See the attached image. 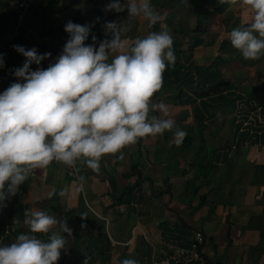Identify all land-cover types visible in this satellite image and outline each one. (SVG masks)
Masks as SVG:
<instances>
[{
    "label": "crops",
    "instance_id": "0c3cea01",
    "mask_svg": "<svg viewBox=\"0 0 264 264\" xmlns=\"http://www.w3.org/2000/svg\"><path fill=\"white\" fill-rule=\"evenodd\" d=\"M17 2L0 0V94L23 83L14 70L25 57L15 45L38 54L52 49L58 58L69 39V21L90 25L85 44L93 45L95 36L98 48L112 39L105 24L129 17L127 10L104 11L111 0H37L17 29ZM210 19L205 43L194 49L187 44L180 53L189 86L182 85V94L176 84L161 88L153 98L168 114L150 115L173 119L187 133L183 141L177 145L167 131L141 139L122 150V160L119 154L102 158L98 172L77 162L83 191L62 164L38 169L0 207V246L28 234L25 212L38 209L72 231L61 233L67 250H61L58 264H122L124 259L151 264L174 248H188L195 230L207 237L203 251L209 264H264V54L245 60L228 39L233 28L251 23L250 11L228 6ZM138 20L122 34L126 47L148 33L136 29ZM38 68L31 65L32 71ZM214 85L220 86L218 93L209 91ZM206 99L214 100V107L201 112L200 118L206 117L201 127L197 112ZM64 188L70 198L59 195ZM49 235L38 238L47 242Z\"/></svg>",
    "mask_w": 264,
    "mask_h": 264
},
{
    "label": "clouds",
    "instance_id": "9594fccd",
    "mask_svg": "<svg viewBox=\"0 0 264 264\" xmlns=\"http://www.w3.org/2000/svg\"><path fill=\"white\" fill-rule=\"evenodd\" d=\"M222 5L239 6L252 13L251 23L233 28L228 39L245 60H258L264 54V0H219ZM127 10L128 20L107 22L105 39L95 47L86 45L90 25L69 21V34L62 54L47 69L31 70L41 65L51 53L38 54L37 49L15 45L25 57L21 68L14 70L23 83H12L0 94V207L15 197L21 185L37 169L53 162L77 172V162L94 172L102 158L124 159L123 149L139 140L173 133L179 145L187 133L173 119H163L168 108L153 101L162 87L163 74L175 63L173 38L162 23L165 19L150 0H111L104 9L117 13ZM137 18L148 22V28L160 24L159 32H149L126 47L122 34L131 29ZM4 66L0 57V67ZM83 191L85 177H78ZM59 195L70 198V189ZM28 234H19L10 245L0 246V264H58L61 250H67L65 235H72L67 223L38 209L25 212ZM82 218H84L82 216ZM38 234L49 235L47 242ZM122 264H139L124 259Z\"/></svg>",
    "mask_w": 264,
    "mask_h": 264
},
{
    "label": "trees",
    "instance_id": "16d2710c",
    "mask_svg": "<svg viewBox=\"0 0 264 264\" xmlns=\"http://www.w3.org/2000/svg\"><path fill=\"white\" fill-rule=\"evenodd\" d=\"M213 1V2H212ZM151 0V4L154 7V9L159 12L161 15L165 16V19L167 21L171 20L174 18L175 13L172 11L174 9H182V8H188L190 14L195 17L196 20V26L194 29H184V28H179V33L175 31V35L172 36L173 38V50L175 53V63L173 65H169L165 73L163 74V81H162V87L164 88L165 91L169 90L170 87L174 84L178 85L181 93L184 91L183 89V84H186L189 86V74L188 73H181L182 68L184 67L180 53H182V49L185 45L190 44V49H194L196 47H199L200 45L205 43V38L208 28H209V23L211 21L210 16L211 14H222L224 11H226L227 7L229 5L225 4L222 5L219 3V0ZM210 5L212 8H210ZM161 30L160 24H156L153 28H151L146 36L149 34V32H159ZM176 30V29H175ZM145 36V37H146ZM182 36H190L191 42L186 43L183 39ZM144 37V38H145ZM212 42V41H211ZM210 42V43H211ZM214 42V41H213ZM224 44V43H223ZM45 53H51V56L49 58H46L45 60L42 61L40 66L44 69H47L50 64L55 63L57 58L53 55V50L52 49H42L39 54L43 55ZM36 65V64H35ZM228 86V85H227ZM220 90L219 85H214L209 88V91L218 93ZM203 94V93H202ZM209 95V94H208ZM214 100L211 99H206L205 101H201V104L199 106V110L197 112L198 114V119L199 122H203L201 124V127L204 125V120L205 118L201 117L202 116V111L203 110H208L211 107H214L213 104ZM213 106H212V105ZM235 104V101H231V105ZM230 107V106H228ZM209 117V116H208ZM203 125V126H202ZM80 261H77V263ZM80 264V263H79Z\"/></svg>",
    "mask_w": 264,
    "mask_h": 264
},
{
    "label": "built area",
    "instance_id": "2783aa9c",
    "mask_svg": "<svg viewBox=\"0 0 264 264\" xmlns=\"http://www.w3.org/2000/svg\"><path fill=\"white\" fill-rule=\"evenodd\" d=\"M36 2L37 0H18L15 9L17 29L24 24L27 17L30 16ZM54 164H56V162H53L49 167ZM37 170L30 176L31 178L36 176ZM68 171L70 176L78 179L79 175L75 169L68 168ZM206 243V235L202 231L195 230L193 231L192 241L188 248H174L171 253H168L164 257L153 259L151 264H209L208 258L203 251Z\"/></svg>",
    "mask_w": 264,
    "mask_h": 264
},
{
    "label": "rangeland",
    "instance_id": "374dc122",
    "mask_svg": "<svg viewBox=\"0 0 264 264\" xmlns=\"http://www.w3.org/2000/svg\"><path fill=\"white\" fill-rule=\"evenodd\" d=\"M151 1V0H150ZM212 1V0H211ZM214 1H216V0H214ZM213 2V1H212ZM210 8H212V6L210 5ZM174 13H175V16H174V18H172L171 20H169V21H167L166 19H164V21L162 22V23H164L166 26H167V29L169 30V32H170V34H171V36H173V35H175L176 33H175V31L177 32V33H179V28H186V29H194L195 28V26H196V20H195V17H193L191 14H190V12H189V10H188V8H182V9H179V10H177V9H174V10H172ZM112 12V11H111ZM113 12H115V11H113ZM125 12H127V11H125ZM124 12V13H125ZM116 13H114V14H112V15H115ZM126 14V13H125ZM165 17V16H164ZM140 19V18H139ZM143 21H146V20H144V19H140V20H138V24H137V26H136V29H138V30H142L143 29V31H149L150 30V28H148V22L146 21V24L147 25H143V26H140V23H143ZM124 22V21H123ZM145 23V22H144ZM176 29V30H175ZM125 37H127V36H125ZM183 37V39H184V41L186 42V43H190L191 41V38H190V36H182ZM165 73V72H164Z\"/></svg>",
    "mask_w": 264,
    "mask_h": 264
},
{
    "label": "bare ground",
    "instance_id": "6f19581e",
    "mask_svg": "<svg viewBox=\"0 0 264 264\" xmlns=\"http://www.w3.org/2000/svg\"><path fill=\"white\" fill-rule=\"evenodd\" d=\"M78 264V263H77Z\"/></svg>",
    "mask_w": 264,
    "mask_h": 264
}]
</instances>
